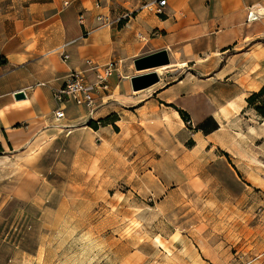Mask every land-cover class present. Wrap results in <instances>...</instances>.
Listing matches in <instances>:
<instances>
[{
	"label": "rangeland",
	"instance_id": "374dc122",
	"mask_svg": "<svg viewBox=\"0 0 264 264\" xmlns=\"http://www.w3.org/2000/svg\"><path fill=\"white\" fill-rule=\"evenodd\" d=\"M90 1L129 13L127 0ZM210 2L202 42L224 26ZM230 27L222 72L163 70V101L146 105L155 85L100 100L67 115L71 133L49 123L2 151L0 264H264V10L248 5Z\"/></svg>",
	"mask_w": 264,
	"mask_h": 264
},
{
	"label": "crops",
	"instance_id": "0c3cea01",
	"mask_svg": "<svg viewBox=\"0 0 264 264\" xmlns=\"http://www.w3.org/2000/svg\"><path fill=\"white\" fill-rule=\"evenodd\" d=\"M207 1L168 0L160 14L151 5L153 0H127L122 7L132 16L113 27L99 28L96 17L108 14V7H90V0H0V150L21 152L46 132L49 123L56 127L58 105L53 91L64 87L72 71L83 72L91 80L90 61L101 67L116 63L108 89L97 92L96 103L127 98L134 92L131 79L148 73L138 72L135 60L163 50L170 57L165 69L170 75L190 66L205 68L208 62H214L213 72H222L239 34L230 23L248 5L264 10V0H210L214 17L209 23L221 21L224 26L211 42H202V19H209ZM86 31L90 33L85 37ZM65 53L68 60L62 57ZM163 81L160 77L154 86L160 93L146 105L163 101L169 90L159 86ZM18 93L25 98L17 100ZM68 107L65 120L68 114L71 120L85 119L83 108L72 106L68 113Z\"/></svg>",
	"mask_w": 264,
	"mask_h": 264
},
{
	"label": "built area",
	"instance_id": "2783aa9c",
	"mask_svg": "<svg viewBox=\"0 0 264 264\" xmlns=\"http://www.w3.org/2000/svg\"><path fill=\"white\" fill-rule=\"evenodd\" d=\"M65 5H69V3H65ZM151 5H155L156 10L161 14L163 13L162 10L168 5V0H153ZM96 8H101V6L97 4ZM131 16L132 13L129 12L122 17L113 19L110 15L101 13L97 15L96 21L99 28H110L113 27L114 24L121 23L122 20L130 18ZM80 23L82 25L85 24V17L83 14L80 16ZM89 33V31H86L84 36L86 37ZM62 57L64 60L69 59V55L66 53L62 55ZM88 66L97 82L93 83L88 80V77L83 72L72 71L69 73L64 87L53 91L54 100L58 105L54 112L56 128H59L62 132H72L68 126H63L61 124V122L66 119L67 107L71 105L78 108H85L89 110L90 114H93L96 108L97 92L101 89H108L109 80L116 71V63H110L101 67L90 61L88 62ZM0 154H2L1 150Z\"/></svg>",
	"mask_w": 264,
	"mask_h": 264
},
{
	"label": "water",
	"instance_id": "95a60500",
	"mask_svg": "<svg viewBox=\"0 0 264 264\" xmlns=\"http://www.w3.org/2000/svg\"><path fill=\"white\" fill-rule=\"evenodd\" d=\"M135 69L138 72L151 71L139 76H135L131 79L133 90L142 91L148 89L155 84L160 82V76L157 72V69L162 67H167L170 65V57L166 50L141 57L135 60ZM17 100H22L25 98L24 93H18L15 95Z\"/></svg>",
	"mask_w": 264,
	"mask_h": 264
},
{
	"label": "trees",
	"instance_id": "16d2710c",
	"mask_svg": "<svg viewBox=\"0 0 264 264\" xmlns=\"http://www.w3.org/2000/svg\"><path fill=\"white\" fill-rule=\"evenodd\" d=\"M121 23H123V22H121ZM264 91V90H263ZM256 95H254L253 97H255ZM254 99V98H253ZM168 105V104H167ZM168 106H170V107H174L175 109H176V111L180 114V116L182 117V119H186V121H189V120H187L188 119V114H187V112H185V111H183V110H180V109H178V108H176L175 106H173V105H168ZM212 132V131H211ZM211 132H209V131H205L204 130V133L206 134V135H209ZM227 158H229V156H228V154H224Z\"/></svg>",
	"mask_w": 264,
	"mask_h": 264
},
{
	"label": "bare ground",
	"instance_id": "6f19581e",
	"mask_svg": "<svg viewBox=\"0 0 264 264\" xmlns=\"http://www.w3.org/2000/svg\"><path fill=\"white\" fill-rule=\"evenodd\" d=\"M255 20V19H254ZM167 67H162V68H159V69H157L155 72H157L158 74H159V76H161V74L163 73V70H165ZM175 115L176 116H178L179 118H181L180 117V114L177 112V111H175Z\"/></svg>",
	"mask_w": 264,
	"mask_h": 264
}]
</instances>
